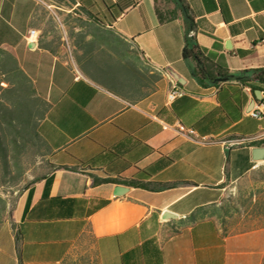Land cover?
<instances>
[{
  "label": "crops",
  "instance_id": "obj_1",
  "mask_svg": "<svg viewBox=\"0 0 264 264\" xmlns=\"http://www.w3.org/2000/svg\"><path fill=\"white\" fill-rule=\"evenodd\" d=\"M183 1L0 0V117L27 119L44 157L0 222V264H264V218L241 229L230 200L264 168V84L244 73L264 69V0Z\"/></svg>",
  "mask_w": 264,
  "mask_h": 264
},
{
  "label": "trees",
  "instance_id": "obj_2",
  "mask_svg": "<svg viewBox=\"0 0 264 264\" xmlns=\"http://www.w3.org/2000/svg\"><path fill=\"white\" fill-rule=\"evenodd\" d=\"M178 1L184 2L183 0ZM157 11L160 20L164 21L165 18L159 10V7ZM193 26L194 24H192L190 29H193ZM184 58L195 65L196 74L201 80H205V78L209 75L210 69L214 67V65L211 64L209 60L202 54L200 47L194 38H186ZM218 71L222 77H227L225 74H227L228 71L220 68H218ZM244 73H251L254 76V79L264 84V69L245 71ZM28 124L29 123L27 119L6 116L0 117V187L1 185L8 187L18 186L20 183L25 181L26 171L30 169V166L25 165V163L31 161V158L35 157L39 153L42 154L41 149L43 145L40 143L41 140L39 139L38 134L24 132ZM262 144H264V141ZM96 183L124 184L132 187H141L152 191L165 190L177 185V183H145L136 180L121 181L110 178L96 180ZM29 184L30 183L28 182L25 183L24 187H27ZM24 187H21L18 192L19 194ZM261 193L254 194L252 196V200L246 201V205L244 204V206L250 211V214H252L253 218H264V198L261 196ZM13 194L14 191H10V193H8V198H4L0 194V222L4 217L8 203L11 206L14 205L12 201L9 202L10 197Z\"/></svg>",
  "mask_w": 264,
  "mask_h": 264
},
{
  "label": "rangeland",
  "instance_id": "obj_3",
  "mask_svg": "<svg viewBox=\"0 0 264 264\" xmlns=\"http://www.w3.org/2000/svg\"><path fill=\"white\" fill-rule=\"evenodd\" d=\"M30 162V161H29ZM34 162H39L42 166L44 163V157L40 155L39 157H34ZM30 168H32L30 166ZM33 174H36V170L34 172H30L26 178V181H23L18 186H4L1 185L0 187V194L6 198H8V193L10 191H14V194L11 195L10 200L12 202H16L19 200L18 191L21 189V187L24 186L26 182L31 181V177ZM264 168H261L259 170L254 171L249 177H247L242 183H240L236 188L233 189L232 193L230 194V200L237 201L238 205L242 207V211L240 212L237 218V223H241V229H249L253 226H257L261 224L260 222L257 223V221L253 217L246 216L245 214L247 212H250L247 207L244 206L246 201H251L252 196L256 193H261V196L264 198ZM254 199V198H253ZM246 205V204H245ZM7 244V241H0V247H3Z\"/></svg>",
  "mask_w": 264,
  "mask_h": 264
},
{
  "label": "built area",
  "instance_id": "obj_4",
  "mask_svg": "<svg viewBox=\"0 0 264 264\" xmlns=\"http://www.w3.org/2000/svg\"><path fill=\"white\" fill-rule=\"evenodd\" d=\"M35 32L32 31V35H34ZM184 94V92L179 91L178 89H174V91H172V93L170 94V99L173 101L176 98L182 96ZM264 109V101L259 105L258 107V111L253 113V116L259 120H262L263 117V111ZM178 132L180 135L184 136L186 139H189L199 145H206V144H211L212 141L201 137L197 131H195L194 129H187L185 126L183 125H179L178 127ZM254 139H240V140H236L235 143L236 144H244L250 141H253Z\"/></svg>",
  "mask_w": 264,
  "mask_h": 264
},
{
  "label": "water",
  "instance_id": "obj_5",
  "mask_svg": "<svg viewBox=\"0 0 264 264\" xmlns=\"http://www.w3.org/2000/svg\"><path fill=\"white\" fill-rule=\"evenodd\" d=\"M228 79H229L228 77H225V78L218 79V81L219 82H225ZM260 94H262L261 91H258V98H259ZM253 157H254V160L257 161V162H260V161L264 162V147H256V148H254ZM128 190H129L128 187L119 185V186L116 187V195L117 196L124 195Z\"/></svg>",
  "mask_w": 264,
  "mask_h": 264
}]
</instances>
